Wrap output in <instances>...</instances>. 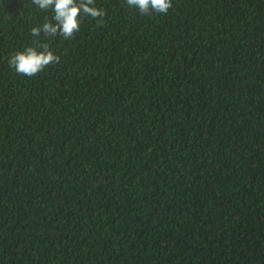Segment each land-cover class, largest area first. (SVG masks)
I'll return each mask as SVG.
<instances>
[{"label": "trees", "instance_id": "16d2710c", "mask_svg": "<svg viewBox=\"0 0 264 264\" xmlns=\"http://www.w3.org/2000/svg\"><path fill=\"white\" fill-rule=\"evenodd\" d=\"M96 6L65 40L0 0V264H264V0Z\"/></svg>", "mask_w": 264, "mask_h": 264}, {"label": "clouds", "instance_id": "9594fccd", "mask_svg": "<svg viewBox=\"0 0 264 264\" xmlns=\"http://www.w3.org/2000/svg\"><path fill=\"white\" fill-rule=\"evenodd\" d=\"M125 3L132 9H138L140 15H151L153 12L167 14L172 7V0H125ZM32 4L53 13L51 20L31 28L34 38H40L43 33L45 38L62 37L69 40L80 31L82 17L102 21L105 16V11L96 6V0H32ZM34 43L36 46H28L11 54L8 64L17 74L31 78L49 65L60 63V57L50 50L48 43L38 40Z\"/></svg>", "mask_w": 264, "mask_h": 264}]
</instances>
